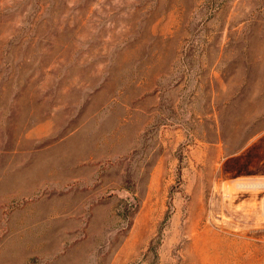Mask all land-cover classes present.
Returning <instances> with one entry per match:
<instances>
[{
  "label": "rangeland",
  "instance_id": "rangeland-1",
  "mask_svg": "<svg viewBox=\"0 0 264 264\" xmlns=\"http://www.w3.org/2000/svg\"><path fill=\"white\" fill-rule=\"evenodd\" d=\"M0 264H264V0H0Z\"/></svg>",
  "mask_w": 264,
  "mask_h": 264
}]
</instances>
